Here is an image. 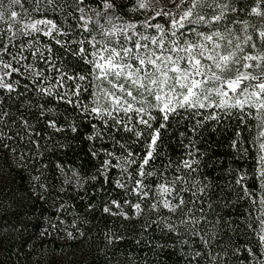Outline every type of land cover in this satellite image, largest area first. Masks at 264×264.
<instances>
[{
  "label": "snow or ice",
  "instance_id": "6c2138e0",
  "mask_svg": "<svg viewBox=\"0 0 264 264\" xmlns=\"http://www.w3.org/2000/svg\"><path fill=\"white\" fill-rule=\"evenodd\" d=\"M240 12L257 18V23L238 19ZM61 15L63 22L56 19ZM0 22L7 25L11 34L8 43L0 46V92L19 100L25 111L38 109L39 116L45 117L47 126L55 132L64 131V127L58 124L55 109L47 106L48 101L40 103L44 97L70 106L88 120L93 129L89 140L102 137L103 132L97 130L99 123L110 132L129 134L133 145L143 143L141 156L113 137L122 151L119 156L106 152L108 159L103 161L99 175L107 178L109 169H119L121 176L126 173L134 186L129 190L122 179H117L116 187L140 200L151 194L153 202L146 205L148 211L155 213L162 208L172 214L162 221L164 230L186 247L187 264H231L233 260L244 264L239 255L241 249L235 245L217 251L219 242L201 223L206 220L203 209L200 218L194 217L188 207L193 201L186 200L183 193L197 196L189 187L197 183L191 174L197 171L194 166L199 164L196 154L200 151L192 137L202 135L210 123L233 121L235 138L229 145L233 151L247 154L249 148L244 147L243 132L255 129L249 143L257 152L255 179L264 189V0H248L247 5L239 7L233 6L231 0H0ZM39 35L54 41L64 53L86 65L88 71L69 72L58 66L52 56L53 48L48 45L47 56L40 48H35L31 55L33 60L39 58L47 64V70L55 75H47L45 69L34 63H23L28 59L23 53L33 47V42L17 48L12 40ZM13 48L17 50L13 52ZM14 75L19 78L13 79ZM21 79L28 83L23 91H18ZM29 91L36 93L35 100L21 99ZM4 104L5 100L0 98V140H12L13 135L2 131L12 117ZM49 115L53 118L48 119ZM18 120L29 142L36 143L31 140L33 126L22 113ZM173 121L191 124L180 133L187 139V144L181 140L182 146L192 149L185 152L191 159L182 158L175 165L169 160L157 172L152 165L161 156L158 149L162 130ZM16 124L17 120L12 119L11 126ZM67 126L72 132L77 131L74 121ZM133 165L136 168L129 171ZM173 167V179L154 184L149 180L157 175L163 177ZM57 168L64 174L65 184L79 185L82 177L76 170L71 169L69 176L63 165L58 164ZM245 179L246 174L242 173L235 183L241 186L244 196H251L243 184ZM207 187L205 184L199 193L202 195ZM124 203L134 209L136 216L143 215L145 208L141 203ZM111 204L122 208L116 200ZM260 205L264 209V198ZM103 211L132 218L124 211L113 212L108 206ZM178 212L183 213V218L173 220ZM158 222L161 221H151ZM247 228L255 234L261 251L251 247L243 250L252 264H264V211ZM66 235L75 239L73 232Z\"/></svg>",
  "mask_w": 264,
  "mask_h": 264
},
{
  "label": "trees",
  "instance_id": "16d2710c",
  "mask_svg": "<svg viewBox=\"0 0 264 264\" xmlns=\"http://www.w3.org/2000/svg\"><path fill=\"white\" fill-rule=\"evenodd\" d=\"M231 3L239 7L241 4L247 5L248 0H231ZM240 17L257 23V18L248 17L244 12H240L237 18ZM56 19L63 22L64 17L61 15ZM9 35L7 25L0 22V46L8 43ZM30 40L33 47L23 53L28 57L23 63H34L38 68L45 69L47 75H55L47 70V64L39 58L33 60L31 55L35 48H40L47 56L45 46L48 45L53 48L52 56L58 66L69 72L88 71L86 65L64 53L48 37L18 36L12 40V44L18 48ZM17 48H13V52ZM17 78L13 76V79ZM26 83L28 81L21 79L18 91H23ZM67 84L70 86L72 82ZM35 97L36 93L29 91L21 99L35 100ZM0 98L5 100V110L12 112L9 126L2 128V131L13 135L12 140H0V264H187L186 247L175 235L164 230L162 221L172 214L162 208L155 213L148 211L146 205L153 202L151 194L147 199L140 200L136 195L126 193L125 189L116 187L117 179H122L129 190L134 186L126 173L121 176L119 169H109L107 178L99 175L103 161L108 159L106 152L111 151L119 156L122 151L113 137L127 143L134 153L141 156L144 154L143 143L133 145L129 134L115 130L110 132L99 123L97 130L103 132L102 137L89 140L87 137L93 133V129L88 120L70 106L44 97L40 103L48 101L47 106L55 109L58 124L64 127V131L55 132L47 126V119L39 116L38 109L25 111L20 108L19 100L9 99L2 92ZM21 113L33 126L31 140L36 143H30L29 137L19 126L18 116ZM51 118L52 115H49L48 119ZM12 119L17 120L16 126H11ZM73 121L76 132L67 126ZM189 127L191 124L173 121L170 127L162 130V143L158 149L161 156L152 165L157 172L169 160L175 165L182 158L191 159L185 156V152L192 149L182 146L183 138L180 136ZM17 132L19 136L15 135ZM234 132V121L221 125H214L213 122L202 130V135L192 137L200 151L196 154L199 164L194 166L197 171L191 174V179L197 183L194 186L189 184V187L197 192V196L193 197L191 192L183 195L186 200L193 201L188 207L192 208L194 217L200 218V209H203L206 220H201V223L210 234L215 235L219 242L217 251L235 245L241 249L239 255L244 264H252L243 249L251 247L257 252L261 251L255 234L247 228V224L255 223L262 211L260 200L264 198V189L255 179L257 152L255 146L249 143L255 129L243 132L246 139L244 147L249 148L247 154L229 147L235 138ZM183 143L187 144V139H183ZM5 144L7 148L2 146ZM94 151L98 153L95 156L92 154ZM58 164L64 166V172L69 176L71 169L76 170L82 177L79 185L65 184ZM135 168L136 165H133L129 171ZM242 173L246 174L243 184L252 193L251 196H244L241 186L235 183ZM175 174L173 167L163 177L157 175L149 180L153 184L163 182L164 179H173ZM93 176L97 178L93 180ZM205 184L208 187L201 195L199 189ZM112 200L121 203L122 208L116 209L111 204ZM126 200L141 203L145 208L143 215L136 216L134 209L124 203ZM105 206L111 207L113 212L124 211L132 218L105 213ZM180 218H183L182 212L172 217L173 220ZM156 219L161 222L151 223ZM67 232H73L75 239H69ZM231 264L241 262L233 260Z\"/></svg>",
  "mask_w": 264,
  "mask_h": 264
},
{
  "label": "rangeland",
  "instance_id": "374dc122",
  "mask_svg": "<svg viewBox=\"0 0 264 264\" xmlns=\"http://www.w3.org/2000/svg\"><path fill=\"white\" fill-rule=\"evenodd\" d=\"M129 15H131V14H129ZM262 211H264V209H262Z\"/></svg>",
  "mask_w": 264,
  "mask_h": 264
}]
</instances>
